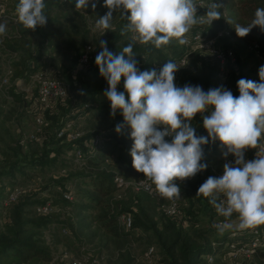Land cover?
Wrapping results in <instances>:
<instances>
[{"label":"rangeland","instance_id":"obj_1","mask_svg":"<svg viewBox=\"0 0 264 264\" xmlns=\"http://www.w3.org/2000/svg\"><path fill=\"white\" fill-rule=\"evenodd\" d=\"M17 1L7 0L9 12L15 11ZM49 1L51 0H45V4ZM93 3L96 4L95 9L92 8ZM207 10V8L202 10V14L206 15ZM79 11L85 17V27H72L71 32L46 25L35 29L37 34L34 35L35 41L29 50L34 52V58L40 56L38 68L49 76H59L69 81L68 75L72 72L70 69H73L71 67L75 65L79 54L86 46H90L92 50L90 69L93 68L95 65L93 59L97 50L101 49V40L106 41L107 45L112 38L120 35L119 38H126L116 42L117 48L124 42L133 43L132 33L126 29L128 21L121 17L119 10L113 13L112 23L115 32L106 31L102 35L100 30H93L95 21L108 12L103 6V0H89L88 7ZM66 16L54 9L48 13V20L62 18L64 22ZM2 23L6 25V33L0 35V234L8 238L20 226L51 256L49 261L32 260L27 264H147L144 255L147 247L152 245L157 251L154 264H169L167 249L175 239H178L177 232L182 242L188 240L196 244H211L213 248H217L216 242L220 234L222 236V232L215 225L225 218L218 215L215 207L209 202L210 198L198 200L192 197L193 195L186 191L187 186L182 188L178 196L184 214L179 219V226L176 227L171 226V222L160 209L165 198L161 200L140 193L132 185L117 189L109 197L102 198L101 203L92 202L90 196L94 193L88 185L90 181L83 176L102 170L113 177L117 174L122 175L116 166L118 161L116 158L122 153H127V149L132 147L130 128L125 127L124 140L119 138L114 146H109L111 141L106 142L100 151L107 152L108 157L102 155L104 160L99 164L89 161L93 158L100 160L99 153L96 157L87 154L85 159L78 160L74 148L68 146L69 139L54 145L47 143L45 146L43 142L31 140L30 136L36 129V115L31 113V104L28 108L23 106L24 100L28 98L23 89L30 85V79L28 78L29 80L20 87L16 86L17 80L13 78H8V83L3 82L7 78V71L16 62L14 52L9 47L17 46L14 41L20 37H12L16 31L7 20L4 19ZM18 26L25 28L20 23ZM48 33L54 38H46ZM231 45L226 40L218 42L221 49ZM233 47L238 54V63L233 66L236 72L230 66L222 73L216 58L203 50H198L191 53L189 63L185 66H180L179 61L175 62L180 67L175 73V85L181 88L185 85H201L208 91L221 87L224 80L233 96L238 97L240 95L238 80L243 78L260 82L258 73L260 67L264 66V53L253 54L244 48ZM124 81L125 78L122 76L117 86L118 92L125 91ZM85 82L90 88L95 85H108L100 73L96 74L95 79L88 78ZM12 86L17 95L10 92ZM125 96L127 99V94ZM84 98L87 101L83 106L70 114L73 126L68 134H74L76 131L85 135L96 134L98 131L108 133V128H112V125L116 127L117 124L124 123L121 110L118 109L114 116L111 114V103L106 95L102 103L110 108L108 111L96 108L97 103L90 96ZM191 123L194 128L197 127V123L193 121ZM202 131L203 136L207 137L208 133L203 127ZM202 147L207 161L221 169L225 159L223 152L226 151L221 142ZM252 152L253 149H246L245 156L249 158ZM44 157L45 159H42ZM201 162L206 163L203 160ZM143 176V173L137 172L129 178L124 177L132 183ZM16 193L18 198L11 200L12 195ZM65 193L71 195L72 200L65 199ZM47 202L52 203L53 211L48 215H42L37 211V207ZM190 205L193 211L191 218L186 212ZM124 214L132 216L131 224L120 223L119 220ZM111 216H116L114 225H108ZM135 219L139 222L138 226L133 225ZM231 222L233 227L225 231H232V234L241 231L237 227L239 223L237 214L231 217ZM209 257L210 264H233L234 261L240 264H264V255L259 257L254 254L251 258L242 255L234 259L230 258L229 252L226 253L224 249H220L215 256L212 255L213 261H210ZM94 260L98 263H94Z\"/></svg>","mask_w":264,"mask_h":264},{"label":"clouds","instance_id":"obj_2","mask_svg":"<svg viewBox=\"0 0 264 264\" xmlns=\"http://www.w3.org/2000/svg\"><path fill=\"white\" fill-rule=\"evenodd\" d=\"M88 4L89 0H76L75 7L85 10ZM197 5L195 0H103L108 12L95 21L93 30H100L102 35L115 32L113 13L119 10L128 21L126 29L133 33V43H151L160 48L175 39L184 45L194 25L211 24L221 16L217 3L207 5L203 16L197 15ZM92 8H96L95 3ZM45 9V0H18L15 11L18 22L34 31L46 25ZM254 27L264 30V8L256 9L250 24H236L234 28L242 38ZM5 33L6 25L0 23V35ZM106 43L100 41L102 50L95 63L109 85L105 95L111 103V114L114 116L119 109L124 117V123L117 124L115 131L119 134L125 127L131 130L133 168L151 180L163 196L178 197L180 188L175 181L205 170L202 146L209 140H219L226 148L223 156L234 155L235 164L225 163L223 175L208 177L197 195L210 198L218 215L225 218L215 225L221 232L233 227L234 213L241 230L264 224V154L258 152L256 159H244L245 150L257 148L264 136V66L259 69V83L243 78L237 81L240 95L234 97L222 87L208 91L200 86L177 87L175 73L180 67L175 62L169 60L159 72L140 71L133 43L119 55L110 52ZM122 76L127 99L124 92L117 91ZM203 113H209L202 117L207 137L197 136L191 123ZM166 136L172 137L171 142L165 140Z\"/></svg>","mask_w":264,"mask_h":264},{"label":"trees","instance_id":"obj_3","mask_svg":"<svg viewBox=\"0 0 264 264\" xmlns=\"http://www.w3.org/2000/svg\"><path fill=\"white\" fill-rule=\"evenodd\" d=\"M198 0H195V2ZM207 5L211 2L217 3L220 5V9H218L221 13V16L218 20H214L211 24L208 23H198L194 25L191 30L186 34V37L192 36L196 32H200L206 39H210L216 37L218 33L225 32L224 36L221 37V40H226L232 45L226 49H232L236 61L232 62L230 59L227 60L226 68L228 69L230 66L237 65L238 63V54L235 50V47L244 48L251 53L255 54L256 52L264 53V30H261L259 27H254L250 33L245 37H238L235 31V25L240 24L242 26H247L254 19V13L257 8H264V0H204ZM18 3V1H17ZM76 0H51L46 3V15L52 12L54 9L58 10L61 13L66 14V19L62 18L48 20L46 27H58L62 28L64 31L71 32L72 27H85L86 20L83 14L75 7ZM17 5V4H16ZM207 8V7H206ZM16 9V7H15ZM16 12V11H14ZM14 12H10L9 16L0 17V23L3 20H7L10 25L14 24L11 19V14ZM19 25V22L17 23ZM19 33L21 37L15 40L17 46H10V50L13 52L20 51V59L14 63L12 67V75L10 78L17 79L19 77H26L28 75L31 76L32 73L37 70H41L38 68V62L40 56L38 58H34V52L29 50L30 46L33 44L34 35L37 34L36 30H31L27 28H22L18 26ZM70 29V30H66ZM39 30V29H38ZM77 31L76 29H74ZM51 34H47L46 38H49ZM120 36V35H119ZM119 36L112 38L109 43L106 45L108 50L112 52L114 55H119L121 50L127 46L131 42H124L123 45L119 48L116 47V42H119L121 39L126 37L119 38ZM19 40L22 42H19ZM255 43H258L259 46L256 49H253L251 46ZM22 45V46H20ZM99 50V49H98ZM97 50L96 56L99 51ZM187 50L181 44H179L175 39H173L169 44L161 46L160 48H156L153 44H143L141 46L133 43V53L135 54L134 59L137 61V67L140 71H151L156 70L159 72L163 65L167 63L169 60L176 62L179 61L185 54ZM82 53V52H81ZM79 54L75 65L70 69L72 70L71 74L68 75V80L71 83L72 91L71 95L64 103H58L54 105L52 108L46 110L45 118H46V126L44 133V140L42 141L45 146L47 143L50 145L57 144L59 142H66L67 136L58 137V132L64 126V124L73 119L70 114L78 110L83 104L87 101L84 96L91 97V99L97 103L96 108L103 109L108 111L110 109L107 105L103 104L102 101L104 99V95L109 85H95V87L90 88L89 84L85 82L88 78L95 79L96 74L99 72V67L95 63L94 67L90 69V66L85 69H77L78 59L81 55ZM211 56V55H210ZM127 58V57H126ZM190 59V58H189ZM218 62V61H217ZM189 63V60H188ZM187 63V64H188ZM234 69V67H233ZM235 70V69H234ZM236 72V70H235ZM75 74V76H74ZM122 78V77H121ZM124 78V77H123ZM86 85V86H85ZM202 87L204 91L207 90L204 86L198 85ZM10 92L14 95H17L15 92L14 86H12ZM119 92H122L121 90ZM125 94L126 90L124 91ZM24 103H31V101L24 100ZM91 109V108H89ZM203 115H196V117L192 120L194 123H197V127L195 128L197 136H203ZM123 123V122H122ZM120 123V124H122ZM115 126L112 125V128H108V141H111L109 146H114L115 142L120 139L124 140V136L126 135V129H122L121 133H117L115 131ZM204 128V127H203ZM205 129V128H204ZM103 132V131H101ZM107 132V131H106ZM98 131L96 134H99ZM94 133L84 134L81 138L77 140H70L68 144L72 149L75 145H82L84 139H89L94 136ZM120 138V139H119ZM219 140L215 142L209 140L207 146H211V144L218 143ZM120 143V142H119ZM126 144H124V147ZM129 147L127 149V153L117 156L116 166L120 173L125 177L129 178L134 176L137 171L132 166V157L130 155ZM101 153V154H100ZM98 156L100 160H96V158L90 159L89 161L93 164H99L104 160V157H108V154L100 152ZM97 157V158H98ZM42 159H45L42 158ZM256 159V148L253 149L252 154L249 156V161ZM210 170L205 169L202 172H199L195 175V177L188 181L183 187H186V191L193 195L198 200H208L209 198L204 197L203 195H197L199 187L208 179L210 176ZM84 179H88L90 182L88 185L92 188L94 193L91 197L93 203L102 202V198L109 197L112 193L117 190V186L114 182L113 175L108 172H93L90 174H85L83 176ZM82 179V178H80ZM182 187V188H183ZM147 194L145 192H140ZM192 205V204H191ZM190 208L186 211L189 214V218L192 217L193 211ZM184 211V210H183ZM17 215L19 218V213L17 211ZM163 215L171 222L172 227L179 226V220L173 217L167 216L163 213ZM116 223V216H111L110 223L108 225H114ZM141 224L143 222L141 221ZM134 226H138L139 222L137 219L134 220ZM144 226V225H143ZM259 230V234H264V224L256 226ZM232 231H224L222 232V238L220 234V238L218 240L217 248H213L211 244H196L191 241L185 240L181 241L180 234L177 232V238L173 241L172 245L167 249L169 264H210L208 261V257L212 255H216L220 249H224L226 253L230 251L229 244L230 243H238L239 245L245 244L256 238V234L252 230V228L244 229L241 231H237L238 233L232 234ZM236 232V231H235ZM228 243V244H227ZM153 246V245H152ZM150 247V246H148ZM147 247V248H148ZM155 247V246H154ZM175 250L177 253L175 255ZM256 254L261 257L264 255V240L260 239L258 245L256 246ZM51 259L50 254L39 245L37 240H34L33 236L26 233L22 227L18 226L17 229L13 232L12 236L6 238L0 234V264H27L32 260H42L49 261Z\"/></svg>","mask_w":264,"mask_h":264},{"label":"built area","instance_id":"obj_4","mask_svg":"<svg viewBox=\"0 0 264 264\" xmlns=\"http://www.w3.org/2000/svg\"><path fill=\"white\" fill-rule=\"evenodd\" d=\"M197 5V15L203 16L202 10H204L207 6L206 1L204 0H198L196 1ZM202 5V6H200ZM8 3L7 0H0V17L9 16L8 11ZM11 19L16 24L18 23L17 14L16 12L11 14ZM225 32H220L216 37L206 39L202 33L196 32L190 37H186L187 43L182 45L186 48L187 52L186 54L179 60L180 66H185L188 63V60L190 58V55L194 51L203 50L207 54L211 55L212 57L216 58V60L219 63L220 70L222 73H224L226 70V63L227 60L230 59L232 62L236 61L235 54L232 49H221L218 46V42L221 40V37L224 36ZM133 35V33H132ZM259 44L255 43L251 47L253 49L258 48ZM90 46H86L85 50L81 53L78 63H77V71L80 69H85L90 66L92 62V50ZM264 55V54H263ZM12 75V68L7 71V78L3 80L4 83H8V78ZM75 76V74H74ZM16 86L20 87L22 86L23 78L16 79ZM30 85L26 89H23L27 93V99L31 101L32 108L31 113L35 116V122H36V129L34 133L30 136L31 140L42 142L44 140V133H45V126H46V118H45V112L46 110L52 108L54 105L60 103H64L66 99H68L71 95L72 86L69 81L66 79L59 77V76H49L46 74V72H42L41 70H37L36 72L32 73L30 76ZM197 86V85H195ZM221 87L224 89L229 90L228 85L223 82L221 83ZM211 109H209L210 113ZM209 113H203V115H207ZM73 126V122L71 120L67 121L63 128L59 130L58 137H63L64 135L67 136V139L69 140H77L81 138L84 134L80 133L79 131H76L74 134H68L67 132L71 130ZM162 130V128H160ZM206 130V129H205ZM207 131V130H206ZM108 134L106 132H100L99 134H95L94 136L90 137L89 139H84L82 145H75L74 147V154L77 157L78 160L85 159L87 157V154L96 157L98 153H100V149L103 148L108 141L109 138H107ZM41 138V139H40ZM165 140L168 142H171L172 137L166 136ZM262 153L264 154V136H262L260 144L256 148V153ZM245 161H249V158H247L244 154ZM205 164L207 165V169H209L210 176L212 177H220L223 175V167L221 169H218L217 166L214 164H210L207 161V158L204 154L203 159ZM225 163H231L235 164V157L232 154H229L224 160H223V166ZM209 176V177H210ZM195 177V176H194ZM194 177L187 178L183 181L177 180L175 183L180 188V193L182 192V187L188 182L191 181ZM114 182L117 186V189L121 188H127L130 185L138 191V192H145L153 197H156L158 199L165 198L162 200L163 202L160 205L161 211L170 217H173L175 219H180L183 217L184 211L183 206L181 204V201L178 197L174 198H168L160 194L156 188L155 185L152 183L151 180H149L146 177H141L138 179H135L132 183L125 178L123 175L117 174L113 177ZM18 198V194H13L11 197V200H16ZM64 198L68 200H72V196L65 193ZM37 211L42 215H48L53 211V205L52 203H44L37 207ZM235 214V213H234ZM233 214V215H234ZM120 223L124 224H131L132 222V216L130 214H124L120 218ZM224 220H220L217 222V224L223 222ZM252 230L256 234V238L251 240L248 243L239 245L238 243H230L229 244V255L230 258H238L239 256L245 255L248 258H251L256 255V246L259 243V240H264V234H259V230L256 227H253ZM156 248L154 246H150L147 248L145 252V262L147 264H154L155 263V256H156ZM210 261H213L214 258L212 256L209 257ZM94 263H98L97 260H94ZM233 264H240L238 262Z\"/></svg>","mask_w":264,"mask_h":264},{"label":"crops","instance_id":"obj_5","mask_svg":"<svg viewBox=\"0 0 264 264\" xmlns=\"http://www.w3.org/2000/svg\"><path fill=\"white\" fill-rule=\"evenodd\" d=\"M12 26V28L16 31V34L14 35V36H12V37H14V38H18V37H21V35H19L20 33H19V29H18V24H12L11 25ZM54 37L51 35L50 36V39H53ZM48 45H50V43L48 44ZM20 56H21V54H20V51L19 52H14V54H13V57H14V59H16V61H18L19 59H20ZM13 67V66H12ZM19 78H22V77H19ZM30 79V75H28V76H26V77H23V82H22V85L25 83V82H27L29 79ZM18 79V78H17ZM28 101H29V99H27ZM29 105H30V103L28 104V103H24V107H29ZM31 106V105H30Z\"/></svg>","mask_w":264,"mask_h":264}]
</instances>
